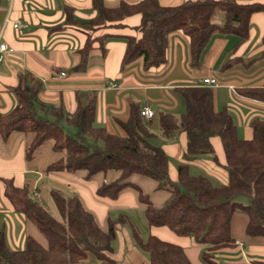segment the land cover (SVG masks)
<instances>
[{
	"label": "trees",
	"instance_id": "1",
	"mask_svg": "<svg viewBox=\"0 0 264 264\" xmlns=\"http://www.w3.org/2000/svg\"><path fill=\"white\" fill-rule=\"evenodd\" d=\"M92 7L96 16L81 26L84 42L79 50L82 58L79 66L85 65L94 46L103 49L104 39L111 36L106 30L121 29L122 21L138 16L135 35L125 37L121 67L140 59L145 71L165 64L170 33L181 32L187 38L190 66L199 68L201 54L214 35H234L239 42L246 41L251 16L264 13V4H241L236 0H186L176 6H163L160 0L121 1L114 7L104 6L102 0H92ZM65 11L66 21L81 25L72 19L68 8ZM10 90L16 104L10 112L0 115V135L31 133L33 139L25 149L26 161L47 143L57 158L47 165L46 173L85 171L91 177L108 171L119 172L120 176L102 184L96 195L115 199L125 188H134L144 206L147 226L166 227L177 236L193 238L205 247L200 256L202 264H217L214 252L235 245L231 219L236 213L247 216L248 237H264V121L253 119L252 138L239 139L227 110H214L211 87L179 89L184 112L180 116L159 113L157 125L161 137L167 140L185 135L187 161L214 155L210 140L219 138L227 174V183L221 186L212 185L204 176H191L185 164L178 166L177 179L171 180L168 159L160 147L152 144L154 134L140 116V105L130 106L127 120L117 122L122 135H113L94 125L93 92L76 94V109L66 116L61 108L38 102L35 83L28 85L19 80ZM239 93L264 101V88L241 89ZM132 175L154 180L157 189L169 194L162 207L153 206L149 196L129 181ZM0 179L3 196L12 211L28 220L46 241L42 247L36 239L26 236L24 248L15 250L7 245L2 228L0 264H85L90 258L99 264H115L111 257L113 243L118 227L124 225L130 227L134 244L147 254L149 264H192L177 245L151 235L143 240L125 214L108 217L107 229L103 231L77 195L50 189L48 194L61 217L59 221L27 184L18 187L12 178ZM238 198H247L248 203L244 205ZM250 264H264V261L253 260Z\"/></svg>",
	"mask_w": 264,
	"mask_h": 264
},
{
	"label": "crops",
	"instance_id": "2",
	"mask_svg": "<svg viewBox=\"0 0 264 264\" xmlns=\"http://www.w3.org/2000/svg\"><path fill=\"white\" fill-rule=\"evenodd\" d=\"M121 1L136 3L140 0H102V3L106 7H114ZM183 1L186 0H160V4L176 6ZM236 1L241 4H264V0ZM66 8L71 11L72 19L81 25L66 21ZM95 16L92 0H0V43L7 44L11 49L10 53L4 54L0 63V115L7 114L15 106L16 100L10 88L16 86L19 80L28 85L37 84L38 102L61 108L66 116L76 109V94L93 92L96 96L94 125L113 135H122L117 122L127 120L131 105L148 107L154 117L150 121L143 120L154 134L152 144L160 147L168 159L171 180L177 179L178 166L185 164L191 176H204L214 186L226 184L224 153L219 138L210 140L214 155H202L187 161L184 158L185 135L180 134L173 140L161 137L157 116L159 113L180 116L184 112V102L178 90L204 86L201 84L202 79L215 78L218 85L211 87L214 110H227L236 127L237 137L251 139V121H264V101L246 97L239 90L264 88V13L251 16L246 41L239 42L234 35H214L201 54L199 68L190 66L187 38L181 32L170 33L165 64L148 71L143 69L140 59L121 67L125 37L135 35L138 16L122 21L121 29L106 30L111 36L104 39L103 49L94 46L86 57L85 65L79 66L82 59L79 50L84 42L81 26ZM6 18L8 22H5ZM12 22H19L24 28L20 32L14 30ZM60 72H64L65 76L59 77ZM32 139L31 133L12 132L7 137L0 135V178H12L18 187L27 184L30 190L36 191L39 200L45 198L49 202L46 204L53 208L48 197L50 189L62 191L66 195H77L103 231L107 229L108 217L125 214L131 220L135 212L144 211L132 187L122 190L115 199L96 195V190L102 184L113 182L120 176L117 171L97 173L91 177L85 171L46 173L47 165L57 158L47 143L34 152L30 161H26L25 149ZM131 177H134L132 182ZM131 177L129 181L148 196L146 186L156 185V190H159L157 183L146 177ZM159 191L153 195V199L149 196L156 207L169 198L166 191ZM238 215L241 218H237ZM0 217L9 226L6 228L2 224L0 229H4L10 248L21 250L28 235L45 245V240L35 227L22 215L12 211L3 196L1 179ZM247 221L244 214L232 216L231 235L235 245L214 252L217 264L218 255L238 253L241 258H248V263L253 260L264 261V237H248L245 233ZM234 224L238 226L236 231H233ZM149 235L181 247L192 264H200L198 257L201 256L202 245L193 238L177 236L166 227H148ZM126 236L122 226L118 227L111 255L115 264H149L134 242L131 245ZM115 242L118 243L117 250Z\"/></svg>",
	"mask_w": 264,
	"mask_h": 264
},
{
	"label": "rangeland",
	"instance_id": "3",
	"mask_svg": "<svg viewBox=\"0 0 264 264\" xmlns=\"http://www.w3.org/2000/svg\"><path fill=\"white\" fill-rule=\"evenodd\" d=\"M132 178H134V177H131V182H132ZM148 180H150V181H152V182H155L154 180H152V179H150V178H148ZM156 184V183H155ZM146 189L148 190V193H149V196L150 197H152V199H153V195H157L158 193H160L161 191H159V190H156V185H153V186H151L150 187V185L149 186H146ZM48 197H49V195H48ZM50 198V197H49ZM40 199H41V197H40ZM151 200V199H150ZM237 201L238 202H240V203H242V204H244V205H246L247 203H248V200H247V198H238L237 199ZM40 202L41 203H44L45 205H47L48 206V208H49V211H50V214L54 217V218H56L57 220H59V221H61V217H59V215H57L56 214V212L54 211V208L53 207H51V205L50 204H46V203H49V202H47L46 200H45V198H43L42 197V200H40ZM152 204H153V202H152ZM164 204V203H163ZM163 204H161V206L160 207H162L163 206ZM154 205V204H153ZM156 207V206H155ZM160 207H156V208H160ZM143 212H141V211H138V212H135V216H133V218H131V221H132V223H133V225L136 227V229H137V231H138V233H139V235H140V237L143 239V240H145L146 238H147V236H148V226H147V224H146V222H145V219H144V215L142 214ZM5 217H8V215H6ZM237 218H241L239 215L237 216ZM8 220H9V217H8ZM5 225V227L6 228H8L9 226H8V223L6 222V220L4 219V218H1L0 217V226L1 225ZM122 228H123V230H125V232H126V234H127V238L129 239V241H130V243H131V245H133V239H132V237H131V232H130V227L128 226V225H124V226H122ZM36 229V228H35ZM238 229V226H236L235 224H234V230L233 231H236ZM37 230V229H36ZM241 232H242V230H241ZM234 233V232H233ZM240 233V232H239ZM40 235V234H39ZM28 236H31V235H28ZM32 237V236H31ZM40 237H41V235H40ZM33 238V237H32ZM118 238V237H117ZM123 239H124V241H125V238L123 237ZM38 241V240H37ZM42 247H45V245H43L42 243H40V242H38ZM45 244H46V241H45ZM117 242H115V249L117 250ZM124 244L126 245V242H124ZM136 246V245H135ZM24 248V247H23ZM22 248V249H23ZM16 250V249H15ZM205 251V247L203 246H201V253L202 252H204ZM200 253V254H201ZM143 254V256H145V258L147 259V261H148V256H147V254H145V253H142ZM198 259H199V262H200V264H202L203 262H202V260H201V257H200V255H199V257H198ZM216 259H217V261H218V263L219 264H232V263H234V262H237V263H239V264H250L251 262H249L248 263V261H247V259L248 258H241L240 257V254L238 253V254H230V255H218L217 257H216ZM263 260H264V258H262ZM149 262V261H148ZM85 264H99L98 262H96L93 258H90L87 262H85Z\"/></svg>",
	"mask_w": 264,
	"mask_h": 264
},
{
	"label": "built area",
	"instance_id": "4",
	"mask_svg": "<svg viewBox=\"0 0 264 264\" xmlns=\"http://www.w3.org/2000/svg\"><path fill=\"white\" fill-rule=\"evenodd\" d=\"M8 1L11 2V0H8ZM5 22H8L7 18L5 19ZM3 26L4 24L1 26V29L3 28ZM12 27L14 30H17L20 32L24 28V25H22L19 22H12ZM10 52H11V49L7 46V44L1 42L0 43V63L3 61L4 54L10 53ZM58 75L59 77H64L65 73L60 72ZM201 84L204 86L214 87L218 85V81L215 78H204L202 79ZM140 116L144 120L150 121L154 117V113L148 107H144L140 111ZM35 196L37 199L39 198L38 195H35Z\"/></svg>",
	"mask_w": 264,
	"mask_h": 264
}]
</instances>
